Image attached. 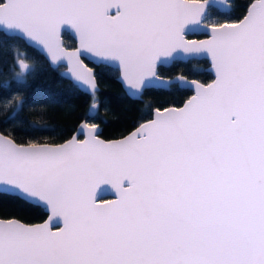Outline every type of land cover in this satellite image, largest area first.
<instances>
[{
	"label": "snow or ice",
	"instance_id": "6c2138e0",
	"mask_svg": "<svg viewBox=\"0 0 264 264\" xmlns=\"http://www.w3.org/2000/svg\"><path fill=\"white\" fill-rule=\"evenodd\" d=\"M211 3L0 0V44L36 48L54 68L66 61L62 75L90 96L93 118L102 65L118 69L134 98L147 87L192 93L119 139H101L88 122L62 143L0 131V199L47 213L35 224L0 218V264H264V0L223 21ZM65 28L77 48L62 46ZM195 58L210 61V82L157 71ZM17 65L0 81L5 94L27 86L33 68ZM2 99L12 105L4 123L27 103ZM102 186L112 199L100 198Z\"/></svg>",
	"mask_w": 264,
	"mask_h": 264
},
{
	"label": "trees",
	"instance_id": "16d2710c",
	"mask_svg": "<svg viewBox=\"0 0 264 264\" xmlns=\"http://www.w3.org/2000/svg\"><path fill=\"white\" fill-rule=\"evenodd\" d=\"M249 0H229L227 10H218L210 6L211 18L232 20L239 18ZM63 44L72 46L74 41L65 31L61 33ZM13 47L0 44V81H12L15 72L20 71L17 58L26 59L33 70L26 76L27 86L17 88L13 85L12 91L5 94L0 90V131L14 135L18 142L29 140L58 142L71 134L81 119H88L99 124V135L104 138L121 135L134 127L140 121L150 117L152 108L166 105H179L189 91L163 90L156 87H147L139 98H130L125 94L120 83L116 80L117 69L113 66H100L96 69L99 102L98 113L93 118L87 116L86 109L91 102L90 96L78 89L74 83L62 76L59 67L50 66L44 56L35 48L23 45L20 42H9ZM19 55H16V53ZM86 62L94 66L91 62ZM205 58L176 60L169 65L158 67L162 75L182 73L206 82L211 73L204 69ZM7 95L26 99L27 103L19 110L15 120L4 123V118L12 111V105L5 106L2 97ZM46 126L53 131L37 132L32 126ZM101 196L100 198H105ZM14 216L26 222L41 220L45 212L40 207L25 204L11 198L0 199V217Z\"/></svg>",
	"mask_w": 264,
	"mask_h": 264
},
{
	"label": "water",
	"instance_id": "95a60500",
	"mask_svg": "<svg viewBox=\"0 0 264 264\" xmlns=\"http://www.w3.org/2000/svg\"><path fill=\"white\" fill-rule=\"evenodd\" d=\"M248 4V3H247ZM210 6H213V7H216L218 10H227L229 7H230V3H229V0H224V3H223V5L220 3V0H212V3H211V5ZM247 6V5H246ZM245 10H246V7H245ZM244 10V11H245ZM63 31H65V32H67L71 37H72V39H73V41H74V43H73V45L72 46H65L64 44H63V38H62V35H61V37H60V39H61V41H62V46H64L65 48H67V49H74V48H77L78 46H79V41H78V38L76 37V35H75V33H74V31L73 30H71V29H67V28H65V29H62V32ZM61 32V33H62ZM188 38L189 39H204L205 37L203 36V35H200L199 34V36H198V34H190L189 36H188ZM36 49V48H35ZM38 50V49H37ZM39 51V50H38ZM43 56H44V58L46 59V61H47V63L50 65V66H52L51 65V62H50V59L49 58H47L46 56H45V54H43L41 51H39ZM19 59H22L20 56L17 58V60L16 61H18ZM82 59H84L83 57H82ZM86 60L87 61H89L88 59H84V62L86 63V64H88L87 62H86ZM27 62V61H26ZM90 62V61H89ZM62 65V67H61V70H60V72H61V74L62 73H65V72H67V70H68V66H67V62L65 61L63 64H61ZM90 67H93L92 65H90V64H88ZM113 67H115L114 65H113ZM116 68V67H115ZM117 69V68H116ZM204 69L205 70H208L210 73H211V78L209 79V80H207L206 82H202V83H208V82H210L213 78H214V76H213V74H212V72H211V65H210V61L209 60H207L206 59V65L204 66ZM178 74H181V73H175V74H173V75H162V74H159L162 78H171V77H174V76H176V75H178ZM63 76V75H62ZM65 78H67L68 80H70L72 83H73V80L72 79H70V78H68V77H66V76H64ZM116 80L120 83V86L122 87V89H123V91L125 92V94L127 95V96H129L130 98H134V97H132V96H130L129 94H128V92L126 91V89H125V87L122 85V83L120 82V79H119V71H118V69H117V74H116ZM189 79H196V78H193V77H188ZM198 80V79H197ZM81 90V89H80ZM83 91V90H82ZM192 93L190 92L189 94H188V96L189 95H191ZM188 96L185 98V99H183V101L184 100H186L187 98H188ZM183 101L179 104V105H166V106H163V107H160V108H164V107H171V106H181L182 105V103H183ZM91 103V102H90ZM90 103H89V105H90ZM89 105L87 106V109H86V114H87V116L89 117L90 115H88V108H89ZM155 108H157V107H154V108H152V111L155 109ZM152 111H151V113H152ZM150 118H152V116L150 115V117H148V118H146V119H150ZM146 119H144V120H146ZM82 122H88V123H96V124H98L97 122H95V121H89L88 119H81L77 124H76V126H75V128H74V130L71 132V134L69 135V136H67L66 138H64V139H62V140H60V141H58V142H48V141H37V142H39V143H62L64 140H66V139H69V138H71L74 134H76L77 133V131H78V129H79V127H80V125H81V123ZM140 122H143V120L142 121H140ZM139 122V123H140ZM99 125V124H98ZM138 126V123L134 126V127H132L131 129H129L128 131H126L125 133H123V134H121V135H118V136H115V137H110V138H104V137H102V136H100L99 135V132H98V135L100 136V138L101 139H104V140H112V139H119V138H121L122 136H125V135H127L129 132H131V131H133L134 129H135V127H137ZM100 130V129H99ZM6 134V133H5ZM85 135H86V133L85 134H81V135H79L78 136V138L79 139H84L85 138ZM28 142V141H27ZM27 142H22V143H27ZM101 193H98V195L101 197V196H106L105 198H102V199H112L113 198V194L107 189V187L106 186H102V188H101ZM43 209V208H42ZM44 211V210H43ZM45 212V211H44ZM0 218H5V219H7V218H15V219H19V218H17V217H14V216H9V217H0ZM45 219H47V213L45 212V216L41 219V220H38V221H34V222H26V221H23V220H21V219H19V220H21L22 222H24V223H33V224H35V223H42Z\"/></svg>",
	"mask_w": 264,
	"mask_h": 264
},
{
	"label": "flooded vegetation",
	"instance_id": "af4514ba",
	"mask_svg": "<svg viewBox=\"0 0 264 264\" xmlns=\"http://www.w3.org/2000/svg\"><path fill=\"white\" fill-rule=\"evenodd\" d=\"M198 36H199V34H198Z\"/></svg>",
	"mask_w": 264,
	"mask_h": 264
}]
</instances>
